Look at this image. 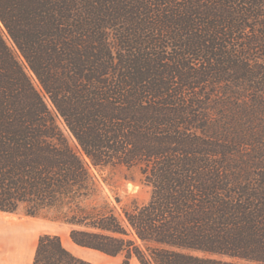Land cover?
I'll return each mask as SVG.
<instances>
[{
    "label": "trees",
    "instance_id": "1",
    "mask_svg": "<svg viewBox=\"0 0 264 264\" xmlns=\"http://www.w3.org/2000/svg\"><path fill=\"white\" fill-rule=\"evenodd\" d=\"M116 166L147 201L103 194ZM19 210L122 264H264V0H0V211ZM31 264L94 263L43 233Z\"/></svg>",
    "mask_w": 264,
    "mask_h": 264
},
{
    "label": "rangeland",
    "instance_id": "2",
    "mask_svg": "<svg viewBox=\"0 0 264 264\" xmlns=\"http://www.w3.org/2000/svg\"><path fill=\"white\" fill-rule=\"evenodd\" d=\"M9 43L10 40L5 35ZM35 84L36 80L33 75ZM95 174L103 186V194L115 203V196L121 198L123 202L137 200L139 203L147 201L150 190L142 183L140 175L135 169H127L122 166L105 167L103 169H94ZM5 220H18L22 222L24 232L28 233L32 240H36L43 233H53L60 236L63 245L73 254L86 259L94 264H122L123 255L110 256L94 249L81 247L69 240L70 226L60 219H57L54 211H44L36 216H28L23 210L17 213H2ZM69 237V238H68ZM33 253V245L29 248ZM129 264H139L132 258Z\"/></svg>",
    "mask_w": 264,
    "mask_h": 264
},
{
    "label": "crops",
    "instance_id": "3",
    "mask_svg": "<svg viewBox=\"0 0 264 264\" xmlns=\"http://www.w3.org/2000/svg\"><path fill=\"white\" fill-rule=\"evenodd\" d=\"M0 211V264H31L37 240L23 230L22 222L5 220ZM33 245V253L29 248Z\"/></svg>",
    "mask_w": 264,
    "mask_h": 264
},
{
    "label": "bare ground",
    "instance_id": "4",
    "mask_svg": "<svg viewBox=\"0 0 264 264\" xmlns=\"http://www.w3.org/2000/svg\"><path fill=\"white\" fill-rule=\"evenodd\" d=\"M69 238V237H68ZM69 240H70V238H69ZM72 242V241H71ZM96 251V250H95Z\"/></svg>",
    "mask_w": 264,
    "mask_h": 264
}]
</instances>
